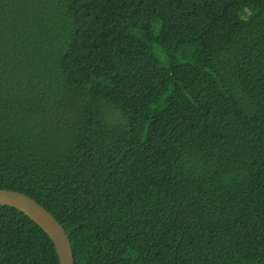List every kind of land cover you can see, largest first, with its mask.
I'll return each instance as SVG.
<instances>
[{
  "label": "trees",
  "instance_id": "1",
  "mask_svg": "<svg viewBox=\"0 0 264 264\" xmlns=\"http://www.w3.org/2000/svg\"><path fill=\"white\" fill-rule=\"evenodd\" d=\"M0 188L74 264H264V0H0ZM0 264H59L1 204Z\"/></svg>",
  "mask_w": 264,
  "mask_h": 264
},
{
  "label": "water",
  "instance_id": "2",
  "mask_svg": "<svg viewBox=\"0 0 264 264\" xmlns=\"http://www.w3.org/2000/svg\"><path fill=\"white\" fill-rule=\"evenodd\" d=\"M0 204L15 207L46 232L54 245L59 264H74L68 232L35 199L20 191L0 188Z\"/></svg>",
  "mask_w": 264,
  "mask_h": 264
}]
</instances>
